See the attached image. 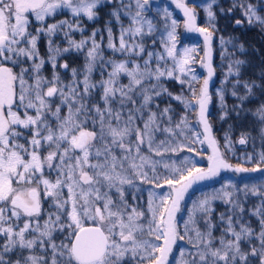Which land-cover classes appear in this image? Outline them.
<instances>
[{"label":"snow or ice","instance_id":"obj_1","mask_svg":"<svg viewBox=\"0 0 264 264\" xmlns=\"http://www.w3.org/2000/svg\"><path fill=\"white\" fill-rule=\"evenodd\" d=\"M170 3L184 30L203 36V57L181 46L174 12H153V0H0V264H264V67L244 79L249 61L230 58L215 89L221 122L230 114L253 121L236 141L252 144L249 166L233 165L225 155L235 154L233 125L221 148L210 120L219 0ZM237 9L236 26L264 32V0H231L219 12ZM101 20L85 35L86 21ZM219 43L222 60L232 55L228 45L247 51L235 36ZM72 54L83 56L82 67L61 62ZM172 80L179 93L169 90ZM164 98L183 108L178 119L171 102L160 107ZM181 152L207 166L177 162ZM222 172L260 176L226 181L185 207L194 186ZM249 196L258 202L246 211ZM217 202L227 207L214 221Z\"/></svg>","mask_w":264,"mask_h":264},{"label":"trees","instance_id":"obj_2","mask_svg":"<svg viewBox=\"0 0 264 264\" xmlns=\"http://www.w3.org/2000/svg\"><path fill=\"white\" fill-rule=\"evenodd\" d=\"M197 2H199V0H197ZM204 2L207 3L209 2V0H204ZM252 2L255 3V0H252ZM220 6H223L225 9L231 7V0H219V5L214 6V11H216V14H217L216 24H217L218 30L216 31L213 37V40H212V47H213L212 49H213V54H214L212 62H213V67L215 68V76L213 80V85L210 87V91L213 93V103L211 106L212 109H210V120L213 125L214 134L216 135L217 139L220 141L221 148H223V143H224V140H223L224 132L227 130L229 124L233 125L232 139L234 143L235 154L233 155L232 153L226 152L225 155L227 156V159L229 160V162L232 163L233 165L241 164L244 166H249V165L244 164L243 158L246 152L251 153L253 151L252 144L250 143L245 146V145H240L236 143V141L238 140L241 131H246L252 128L253 126L252 118L249 116L243 120H237L234 114H230L227 120L221 122L219 120L220 109L218 108L216 104L215 89L220 86V82L223 79L224 74L228 70V63H229L230 58L232 59L240 58V59L248 60L249 65L243 69L242 78L244 79H249V78L256 79L257 78L256 73L261 67H264V32H261L258 26L249 28L246 23L244 24L243 27L236 26L233 17L243 19L239 9H237L235 12H233L229 16H222L219 12ZM197 12H198L197 18L199 19L198 25L202 27L206 26L207 18H206V15L203 9L197 8ZM261 14H264V12H262ZM103 23H104L103 20H101L98 24H93L91 22L86 21L85 27L87 31L85 32V35L90 34L93 27L102 28ZM74 36L77 40L80 39V33H74ZM104 36H105V39L102 43V47H104L105 55L108 56L111 54L108 52V50L105 47L106 42H107L106 33L104 34ZM220 36H224L226 39L229 36L238 37L239 40L244 43L247 51L245 53H240L239 51L233 50L231 45H228L227 50L232 55L225 56L222 60L221 58L222 50H221V46L219 43ZM53 39L56 41V43H59L61 47L66 46V42L63 40L61 36L54 37ZM97 39L99 40L100 37L97 36ZM183 43L184 42L181 41V46L183 45ZM202 45L204 44L201 43V41H199L198 51L201 56L204 53V47H202ZM39 48H40L41 54L44 55L47 49H46V41L43 38L39 41ZM256 49H259L260 51L257 52L255 51ZM117 58H119L118 55H117ZM65 60L70 64V67H82L83 62H84L83 56H77L75 54L61 58V62ZM59 71L61 72L62 76L65 77V79L70 78L69 74L66 73L63 69H59ZM44 75L48 77L51 76L50 65H47V64L45 65ZM99 78H100L99 71H97L93 74V79L98 80ZM167 86L169 90L174 93H179L182 87L180 84L176 83L174 80L167 81ZM229 87H230V84H229ZM240 91L243 92V89L241 88ZM226 100L228 102L229 107H231L236 102L234 98L231 97L230 95L226 96ZM158 102L161 108L165 107L169 102H171L173 108L176 111V116L174 117L175 119H178L179 115L183 112V108L176 101H170V98L160 99L158 100ZM253 134H255V132H253ZM258 148H259V142L257 141V150ZM183 157H188L189 159H192L197 164V166L206 167L205 159L201 158L200 156H193V154L189 152H181L179 153L178 156H174L173 159L179 162L181 158ZM161 171L163 172L164 170L161 169ZM259 176H260L259 173H253V174H249V175L241 176V177H238L237 175H234L232 173L224 175L218 180V182L210 183L209 185L199 186L195 191H193L189 195L188 199L186 200L185 207L186 208L189 207L191 204V200L195 198L196 196H199L205 192H212L215 189H219L222 186V184H224L226 181H232L233 183L239 184L241 182L257 180L259 179ZM145 198H146V193H145ZM257 202L258 201L256 197L249 196L247 204H246V211L248 208H251L252 206H254ZM226 207H227L226 205H223L219 202L215 204L216 212L213 213L214 221L217 219L219 212L225 211ZM249 219L252 220L253 226H256L255 217H249ZM214 234L219 235V229H217V231ZM181 246H183L182 242H181Z\"/></svg>","mask_w":264,"mask_h":264},{"label":"rangeland","instance_id":"obj_3","mask_svg":"<svg viewBox=\"0 0 264 264\" xmlns=\"http://www.w3.org/2000/svg\"><path fill=\"white\" fill-rule=\"evenodd\" d=\"M153 2H154L153 12H155L158 8H163L164 6H168L170 8V10H172L174 12L175 18L180 22V27L178 28V32L180 34L181 41L184 42L182 46H196L197 52L199 53V51H198L199 41H201V43H203V44H204V42L202 40H198V37L195 35V33H187L184 30L182 13H180L179 10H176L174 5H171L170 0H153ZM198 21H199V19L197 18V24H198ZM202 47H204V45H202ZM204 50H205V48H204ZM199 57H203V55L201 56L199 54ZM213 57H214V54L212 56V59H213ZM212 64H213V62H212ZM194 67L197 69L198 74H200L201 76L206 75V70L200 68L199 64L194 65ZM213 80H214V77H213ZM213 80L210 83V87L213 85ZM210 109H212V108L210 107ZM206 166H207V160H206ZM230 173H232V172H222L219 177H216L215 179H212V180H209V181L202 182V183L194 186V189L190 191V194L193 191H195L199 186L209 185L210 183L218 182V180L222 176L230 174ZM232 174L237 175L238 177L249 175V174H235V173H232ZM189 195H188V197H189ZM188 197L186 198V200L188 199Z\"/></svg>","mask_w":264,"mask_h":264},{"label":"water","instance_id":"obj_4","mask_svg":"<svg viewBox=\"0 0 264 264\" xmlns=\"http://www.w3.org/2000/svg\"><path fill=\"white\" fill-rule=\"evenodd\" d=\"M195 35L197 36V37H199V39L200 40H202L203 42H204V38H203V36H201L199 33H195ZM213 48V47H212ZM213 55V54H212Z\"/></svg>","mask_w":264,"mask_h":264}]
</instances>
